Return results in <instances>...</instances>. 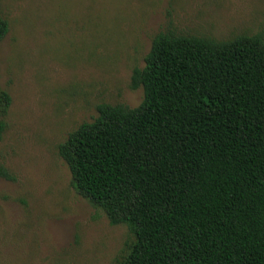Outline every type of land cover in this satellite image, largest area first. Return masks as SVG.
<instances>
[{
	"label": "trees",
	"instance_id": "16d2710c",
	"mask_svg": "<svg viewBox=\"0 0 264 264\" xmlns=\"http://www.w3.org/2000/svg\"><path fill=\"white\" fill-rule=\"evenodd\" d=\"M130 87L140 106L101 104L59 146L77 192L133 236L117 264H264V32H161ZM12 103L0 87V143Z\"/></svg>",
	"mask_w": 264,
	"mask_h": 264
},
{
	"label": "rangeland",
	"instance_id": "374dc122",
	"mask_svg": "<svg viewBox=\"0 0 264 264\" xmlns=\"http://www.w3.org/2000/svg\"><path fill=\"white\" fill-rule=\"evenodd\" d=\"M0 264H117L133 240L72 185L59 146L101 104L137 108L135 68L161 32L226 41L264 32V0H0Z\"/></svg>",
	"mask_w": 264,
	"mask_h": 264
}]
</instances>
